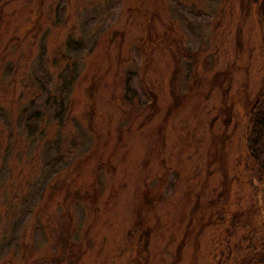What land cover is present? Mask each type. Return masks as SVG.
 I'll list each match as a JSON object with an SVG mask.
<instances>
[{"label": "rangeland", "instance_id": "374dc122", "mask_svg": "<svg viewBox=\"0 0 264 264\" xmlns=\"http://www.w3.org/2000/svg\"><path fill=\"white\" fill-rule=\"evenodd\" d=\"M237 1L0 0V264H264L262 30Z\"/></svg>", "mask_w": 264, "mask_h": 264}, {"label": "trees", "instance_id": "16d2710c", "mask_svg": "<svg viewBox=\"0 0 264 264\" xmlns=\"http://www.w3.org/2000/svg\"><path fill=\"white\" fill-rule=\"evenodd\" d=\"M237 4H238V11L242 13L243 16H245L247 12L251 10V5L254 7V14L262 30L261 48L263 54L262 56H264V0H238ZM148 25H150L149 22H147L144 26L145 28L144 30H146L147 32H149V30L151 29L150 27H148ZM234 36H235V46H237V50H239L241 41L238 30H236ZM177 50L178 52H180V56H182L183 58L186 57L187 59H190V61L194 60V51L188 49V47L181 46L177 48ZM236 54H238V51H236ZM214 77H216V75H214ZM170 82H171L170 90L168 92L170 93L171 96V102L166 112L167 114L171 112L172 108H177V106H179L180 101L182 99L181 95L180 96L177 95V87H176L175 79L172 78ZM258 88L259 89L256 92L255 96L253 98H250V100H248V102L245 104V107L243 109V113H244L243 129L245 131V136H246L244 141L245 157L252 166L256 180L258 181L259 179L260 181L261 179L264 178V76L262 79V83ZM44 103H45L44 100L41 99L38 103L39 104L38 106L42 107ZM32 115L34 117H38L39 115H41V111L35 109ZM32 115L31 117H33ZM90 116L91 114L88 116L89 124H90ZM229 119L230 118L228 117L226 121L228 122ZM72 167L73 164H70L69 170L66 171V174L70 173ZM63 179H66L65 175L63 178L53 182V184L51 185V189L54 190L57 187V185H60L62 183ZM75 195L80 196V193H76ZM148 197L149 196L145 194L144 197L142 198L144 200L143 204L146 205V207H142V208H144L143 210L146 211L148 210L147 204H150L149 205L150 208L152 203V200H149ZM141 213L142 212L140 211L138 212L137 219L135 220L136 225H134L138 229L142 228L143 225L142 224L143 216ZM146 230L147 228L140 230V234L143 236L142 245L145 244V241L148 238V231ZM246 239H247L246 247L248 248L252 247L251 246L253 241L252 236L250 237L248 236ZM62 243L64 247L63 253H65V255H68L71 261L75 260V257L73 256L75 255L73 248L74 245H72V242L70 241V237L68 235L65 239H63ZM62 258H63L62 255H60L59 258H54V262L58 263ZM230 259L232 262L236 261L234 257H231Z\"/></svg>", "mask_w": 264, "mask_h": 264}]
</instances>
